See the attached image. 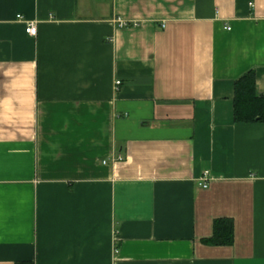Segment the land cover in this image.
Segmentation results:
<instances>
[{
  "label": "crops",
  "instance_id": "0c3cea01",
  "mask_svg": "<svg viewBox=\"0 0 264 264\" xmlns=\"http://www.w3.org/2000/svg\"><path fill=\"white\" fill-rule=\"evenodd\" d=\"M250 70L264 0H0V264H264Z\"/></svg>",
  "mask_w": 264,
  "mask_h": 264
},
{
  "label": "trees",
  "instance_id": "16d2710c",
  "mask_svg": "<svg viewBox=\"0 0 264 264\" xmlns=\"http://www.w3.org/2000/svg\"><path fill=\"white\" fill-rule=\"evenodd\" d=\"M234 120L237 123L264 122V95L258 92L256 71L250 70L235 81ZM232 220L218 219L214 224V234L207 242L219 245L233 243ZM18 264H33L20 262Z\"/></svg>",
  "mask_w": 264,
  "mask_h": 264
},
{
  "label": "built area",
  "instance_id": "2783aa9c",
  "mask_svg": "<svg viewBox=\"0 0 264 264\" xmlns=\"http://www.w3.org/2000/svg\"><path fill=\"white\" fill-rule=\"evenodd\" d=\"M117 21L119 22V27L120 28H126V27H129V26H133V27H136L138 26L137 23H133V24H129L126 20L122 19V18H118ZM165 26V24H163V27ZM228 29H230V27H228ZM26 32L31 35V36H36L37 35V32H38V28H37V25L35 23H29L27 26H26ZM121 85V82L120 81H117L116 82V86L119 88V86ZM210 175V172L209 171H206L204 173V176L203 178L201 179V182L200 184L204 187V188H207L208 187V184H207V177H209Z\"/></svg>",
  "mask_w": 264,
  "mask_h": 264
}]
</instances>
